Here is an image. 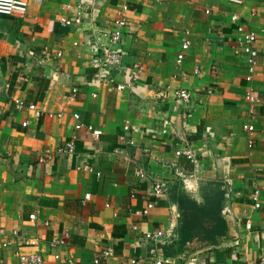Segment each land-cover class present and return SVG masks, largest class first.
Segmentation results:
<instances>
[{
	"label": "crops",
	"instance_id": "obj_1",
	"mask_svg": "<svg viewBox=\"0 0 264 264\" xmlns=\"http://www.w3.org/2000/svg\"><path fill=\"white\" fill-rule=\"evenodd\" d=\"M27 1L28 14L0 15V264H20L21 252L40 253L45 264H93L109 247L114 254L102 258L107 264H182L194 254L208 264H259L264 0ZM125 6L124 65L113 72V83L101 82L93 48L102 32L107 36L101 41L109 42ZM79 17L81 24L62 22ZM240 25L258 37L252 83L246 57L234 52ZM185 38L192 46L178 65ZM179 88L192 93L191 101L177 99ZM250 88L262 100L254 115L246 101ZM17 98L23 109L15 106ZM32 104L41 117L28 109ZM76 113L98 138L76 129ZM246 123L254 125L253 135ZM73 138L75 152L59 155ZM187 147L199 167L179 154ZM48 154L52 159L41 162ZM180 174L188 178L185 184ZM156 183H165L168 194L156 197ZM216 193L227 229L214 241L183 225L178 198L184 194L203 207ZM150 203L155 207L144 214ZM158 231L165 234L160 243L144 240Z\"/></svg>",
	"mask_w": 264,
	"mask_h": 264
},
{
	"label": "built area",
	"instance_id": "obj_2",
	"mask_svg": "<svg viewBox=\"0 0 264 264\" xmlns=\"http://www.w3.org/2000/svg\"><path fill=\"white\" fill-rule=\"evenodd\" d=\"M234 3L238 5H242L244 2L243 0H232ZM30 9V4L27 0H0V15L2 16H13L15 14H28ZM127 12H128V7H124L121 16L118 20L114 22V24L117 26L118 30L116 32H113L110 35V40L108 43H103L101 40L103 37H106L107 33L102 32L101 35L98 36V41L94 45V57L92 58V64L94 65L95 68L98 69L99 76L102 81H107L110 83H113L114 77H113V72L116 70H119L123 68L124 65V57H125V52L123 49V44L125 37L129 33V22L127 19ZM231 20L233 22H236L238 20L237 15H233L231 17ZM62 22L67 25V26H72L75 24H81L82 20L81 17L77 19H62ZM238 32L242 35L241 39L238 41L237 45L234 47V52L235 55H243L246 57V62H247V67H248V73L246 76V80L249 83H252L256 74V71L258 69V59H259V51L257 48V34L253 32L250 28H248L245 25H240L238 27ZM192 42L185 38L182 44V52L181 55H178L177 57V64L181 65L184 61L185 58V53L191 48ZM133 69L139 70V66L135 65ZM199 68L195 69V73L199 74ZM139 78V74L134 72V79L137 80ZM127 87L126 85H119L118 89L119 90H125ZM78 92L77 89H73V94H76ZM175 96L177 97L178 100L182 101L183 103H188L192 99V93L188 89H183L179 88L174 90ZM246 101L249 105V112L251 115L255 114V108L256 105L259 104L262 100L258 94L254 91V89L250 88L249 91L247 92L246 95ZM15 106L18 109H23L25 107V104L22 99H15L14 100ZM28 109L31 112H34V115L39 118L41 117L44 112L40 110L36 105L32 104L28 107ZM59 116L61 114H58ZM50 117H55L54 114L50 113ZM74 119L76 121V129L77 130H82L83 128H86V131L88 133L93 134L97 138L99 137V132L94 129L92 126L85 127L84 124L81 123V117L78 113L74 114ZM29 122L23 123V126H28ZM125 131L130 132V126L127 125L125 126ZM244 129L251 135L254 134L255 132V127L251 123H246L244 124ZM129 144L134 145L133 140H128ZM251 147L254 146V142L251 141L249 144ZM76 150V143L75 139L73 138L70 141L64 142L58 149V154L59 155H69L74 153ZM181 156L186 157L193 165L195 168L199 167L200 162L197 159L196 154L192 151L191 148L187 147L182 149L179 153ZM48 159H52V155L48 154L47 156L43 157L41 159V162H46ZM85 169H89V167H85ZM91 170V169H89ZM140 177L147 178L148 175L143 172L138 173ZM98 176H101L100 173L97 174ZM181 177L184 179V184L187 182V177L184 174H180ZM227 190L229 187H225ZM154 189V194L156 197L160 198L164 195L168 194V186L165 183H156L153 186ZM230 190V189H229ZM258 194L259 192H256L255 194V200L258 202ZM86 200L90 199V194L86 195L85 197ZM1 202V201H0ZM146 210L144 211V214H148L151 209L155 207V203H150L148 206H146ZM36 215H31L30 220L35 221L36 220ZM247 228L248 230H252V225L250 222L247 223ZM135 229H137L135 227ZM3 233V231H1ZM165 236L164 232L158 231V232H150L147 233L144 236V240L146 242L148 241H153L154 243H160L159 239H163ZM26 244L36 246L38 245V241L36 239H28L26 241ZM58 242L53 243V246H56ZM9 245V242L4 243V247H7ZM114 250L113 248L109 247L107 250L103 251L100 256L95 257L94 263L93 264H107L102 262V258H107L113 256ZM261 257H260V263L259 264H264V247L262 250ZM20 264H45V260H43V256L40 253H25L21 252L18 254ZM60 258V256L56 255L55 259ZM133 264H136V261H133ZM155 264H174L172 262H169L168 260L166 261H156ZM182 264H208V262L198 256L197 254L194 255H189Z\"/></svg>",
	"mask_w": 264,
	"mask_h": 264
},
{
	"label": "trees",
	"instance_id": "obj_3",
	"mask_svg": "<svg viewBox=\"0 0 264 264\" xmlns=\"http://www.w3.org/2000/svg\"><path fill=\"white\" fill-rule=\"evenodd\" d=\"M178 202L183 212L185 227L198 230L214 241L226 233V222L222 218V197L219 193L207 198L203 207L184 194L179 196Z\"/></svg>",
	"mask_w": 264,
	"mask_h": 264
},
{
	"label": "rangeland",
	"instance_id": "obj_4",
	"mask_svg": "<svg viewBox=\"0 0 264 264\" xmlns=\"http://www.w3.org/2000/svg\"><path fill=\"white\" fill-rule=\"evenodd\" d=\"M206 203V200L204 199V204Z\"/></svg>",
	"mask_w": 264,
	"mask_h": 264
}]
</instances>
